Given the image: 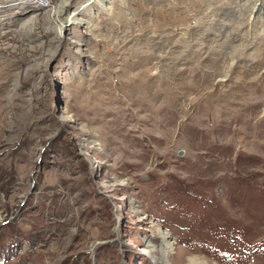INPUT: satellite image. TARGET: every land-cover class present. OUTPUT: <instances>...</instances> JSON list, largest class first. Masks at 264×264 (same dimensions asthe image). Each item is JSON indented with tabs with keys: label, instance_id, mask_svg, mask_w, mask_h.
Masks as SVG:
<instances>
[{
	"label": "rangeland",
	"instance_id": "374dc122",
	"mask_svg": "<svg viewBox=\"0 0 264 264\" xmlns=\"http://www.w3.org/2000/svg\"><path fill=\"white\" fill-rule=\"evenodd\" d=\"M38 1L0 0V264H264V0Z\"/></svg>",
	"mask_w": 264,
	"mask_h": 264
},
{
	"label": "built area",
	"instance_id": "2783aa9c",
	"mask_svg": "<svg viewBox=\"0 0 264 264\" xmlns=\"http://www.w3.org/2000/svg\"><path fill=\"white\" fill-rule=\"evenodd\" d=\"M30 2H33L35 4H38L40 6V2L38 0H29Z\"/></svg>",
	"mask_w": 264,
	"mask_h": 264
},
{
	"label": "flooded vegetation",
	"instance_id": "af4514ba",
	"mask_svg": "<svg viewBox=\"0 0 264 264\" xmlns=\"http://www.w3.org/2000/svg\"><path fill=\"white\" fill-rule=\"evenodd\" d=\"M113 242H114V241H112L111 244H113ZM103 243H108V241H105V242H103ZM103 243H101V244H103ZM93 258H94V261H95L96 257H93ZM93 264H94V263H93ZM95 264H96V263H95Z\"/></svg>",
	"mask_w": 264,
	"mask_h": 264
},
{
	"label": "bare ground",
	"instance_id": "6f19581e",
	"mask_svg": "<svg viewBox=\"0 0 264 264\" xmlns=\"http://www.w3.org/2000/svg\"><path fill=\"white\" fill-rule=\"evenodd\" d=\"M68 3V2H67ZM66 3V4H67ZM166 238H164V240H165ZM166 241V240H165ZM166 243L168 244V242L166 241ZM193 261H191V263H192ZM195 264V263H194ZM201 264H206V262H202Z\"/></svg>",
	"mask_w": 264,
	"mask_h": 264
},
{
	"label": "water",
	"instance_id": "95a60500",
	"mask_svg": "<svg viewBox=\"0 0 264 264\" xmlns=\"http://www.w3.org/2000/svg\"><path fill=\"white\" fill-rule=\"evenodd\" d=\"M258 5H260V3H258Z\"/></svg>",
	"mask_w": 264,
	"mask_h": 264
}]
</instances>
